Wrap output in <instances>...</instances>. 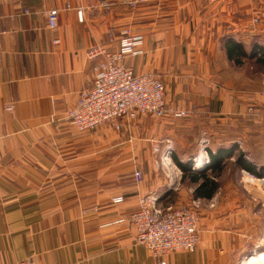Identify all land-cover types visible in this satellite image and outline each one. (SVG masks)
Returning a JSON list of instances; mask_svg holds the SVG:
<instances>
[{
    "label": "crops",
    "instance_id": "obj_1",
    "mask_svg": "<svg viewBox=\"0 0 264 264\" xmlns=\"http://www.w3.org/2000/svg\"><path fill=\"white\" fill-rule=\"evenodd\" d=\"M67 1L0 0V264H160L138 245L129 221L140 200L152 194L161 209H204L196 251L173 253L167 264L259 260L264 178L248 179L243 199L236 196L241 185L233 193L222 183L211 200H195L196 186L182 180L173 155L183 163L193 158L196 169L205 159L199 145L208 129L211 149L239 143L249 162L264 167V128L247 133L255 126L251 121L230 117L233 64L224 49L229 38L247 51L254 43L264 48V0H238L240 9L236 0H149L135 10L121 4L107 9L105 0H70L67 10ZM53 9L60 11L56 31L46 16ZM257 15L261 24L252 29ZM125 31L145 42L143 54L127 57L124 66L137 75L162 76L168 115L79 132L68 112L94 83L95 63L87 52L116 51ZM173 110L186 116L179 119ZM237 127L239 142L228 139ZM169 145L180 185L177 177L170 182L155 152Z\"/></svg>",
    "mask_w": 264,
    "mask_h": 264
},
{
    "label": "built area",
    "instance_id": "obj_2",
    "mask_svg": "<svg viewBox=\"0 0 264 264\" xmlns=\"http://www.w3.org/2000/svg\"><path fill=\"white\" fill-rule=\"evenodd\" d=\"M147 3L149 0H105L102 6L108 9L111 4H121L135 10ZM66 9H72L70 0L67 1ZM59 15L57 9L46 13L51 30L59 28ZM78 17L83 21L82 9L78 10ZM260 23L259 17L253 19V25L259 26ZM144 42L143 36L125 31L116 51L94 47L87 52L88 58L95 63L94 83L81 93L78 106L68 112V119L77 131L93 132L103 126L120 129L121 120L134 121L141 116L162 119L168 115L166 86L162 77L157 73L137 75L124 66L127 57L143 54ZM171 112L177 118L185 116L183 111ZM208 144V140H202L200 152L205 159H199L196 166L200 162H204V166L206 162L209 163ZM155 152L161 155L160 164L169 174L170 182H175L172 170L177 168L172 161V147L169 145ZM136 178L141 180L142 174L136 173ZM122 201V198L114 200L116 203ZM158 202L159 198L155 194L142 198L129 221L138 245L148 249L159 259L160 264H167L166 258L173 253L196 251L200 244L201 216L186 207L161 209ZM16 264L35 263L27 260Z\"/></svg>",
    "mask_w": 264,
    "mask_h": 264
},
{
    "label": "trees",
    "instance_id": "obj_3",
    "mask_svg": "<svg viewBox=\"0 0 264 264\" xmlns=\"http://www.w3.org/2000/svg\"><path fill=\"white\" fill-rule=\"evenodd\" d=\"M259 17V16H257ZM260 21H261V17ZM261 24V23H260ZM225 53L227 60L233 64V68L242 67L245 61H250L258 67V74H264V48L254 43L247 51V46L234 38L226 39ZM228 139L234 140L236 136L231 134ZM210 163L200 170L193 168V158L187 163L181 162L176 155L173 160L182 172V180L195 185L193 197L195 200H211L218 192L220 178L226 172L227 166L234 161L238 170H244L256 178H264V167L257 169L254 163L247 159L248 154L241 151L239 144L234 143L227 148L216 151L209 149Z\"/></svg>",
    "mask_w": 264,
    "mask_h": 264
},
{
    "label": "rangeland",
    "instance_id": "obj_4",
    "mask_svg": "<svg viewBox=\"0 0 264 264\" xmlns=\"http://www.w3.org/2000/svg\"><path fill=\"white\" fill-rule=\"evenodd\" d=\"M236 1H238V0H236ZM242 3L243 2H241V1L236 2L239 9H240V4L242 5ZM245 3H249V1L245 0ZM237 16L239 18H241L240 17L241 16L240 11L237 14ZM257 16L252 17L250 20V26L252 29H257V27H258L256 25H253V19L257 18ZM245 30H247V27H245ZM233 83L234 84H233L232 88L234 89L235 95H234V99L232 100L233 101V111H232V114L230 115V117L237 120V122L241 121L243 119V117L245 118V119H243V121H245V120L251 121L250 124L253 123V125H255V126L248 127L246 129V132L251 133V134H257L258 130H260L261 128H264V107H263L264 103L259 104L260 100L258 99L259 93L264 98V74H258V67L256 66L255 63L250 62V61H245L244 65L240 68L234 66V68H233ZM247 95H249V99L247 98ZM183 112H185V111H183ZM207 115L208 114L201 116V117H207ZM185 116H186V112H185ZM185 116H183L181 118H184ZM208 117H209V115H208ZM181 118H179V119H181ZM235 129L239 130V132H236V134H235L236 139H234V140L239 142V140L243 136V133H242V130L240 127H237ZM203 130H204V132H202V134H201L202 139L208 140L207 138H209L210 140H212V138H210L211 134L209 133V130L208 129H203ZM203 136L206 138H203ZM251 137H253V136L251 135ZM237 138H239V140ZM237 144H239V143H237ZM159 146H161V145H159ZM199 146H200V151H201L202 150L201 143ZM211 146H212V143L208 144L207 151H209ZM239 146H240V144H239ZM247 147H249V146L246 145L245 150ZM253 148L251 150H254L253 152H255V153H257L258 151H262L261 149L258 150V148H255V149H253ZM240 149H241V151H243L242 148H240ZM160 150L162 151L163 149L161 148ZM209 163H210V161H209ZM230 163L231 164H229L227 166L226 172L223 173L222 177L220 178L221 185H222V183H223V185H228L229 190L233 193L235 192L233 190H237L238 188H240V185H241L242 189L237 190L238 195H236V196L243 199V198H245V194H246V188H244V187L248 185L247 180L248 179L255 180L256 177H254L252 175L248 176V174L242 173V170H238L234 166V164H233L234 161H231ZM203 165H204V163H203ZM180 173L181 172L178 171V173H176L175 177L173 175L174 179L177 177V180H178L177 185H180V182H179L180 176H181ZM173 183L176 184V180ZM243 185H244V187H243ZM245 204H247V203H245ZM174 207H176V206H174ZM182 207H186V208H190L192 210H195L201 216V219H202V213H203L204 209H201L200 205H199V207L198 206L193 207V205H191V206H177V208H182ZM182 253H186V252H182Z\"/></svg>",
    "mask_w": 264,
    "mask_h": 264
},
{
    "label": "bare ground",
    "instance_id": "obj_5",
    "mask_svg": "<svg viewBox=\"0 0 264 264\" xmlns=\"http://www.w3.org/2000/svg\"><path fill=\"white\" fill-rule=\"evenodd\" d=\"M201 163V164H200ZM199 164H200V169H202V168H205L209 163H205V166L203 165V163L204 162H200ZM199 164L196 166V169H199ZM201 165H202V167H201ZM259 260H252V262L250 263V264H253V263H255V264H264V254H262L261 256H259V258H258ZM249 264V263H248Z\"/></svg>",
    "mask_w": 264,
    "mask_h": 264
}]
</instances>
